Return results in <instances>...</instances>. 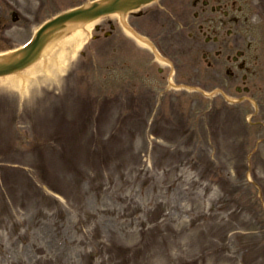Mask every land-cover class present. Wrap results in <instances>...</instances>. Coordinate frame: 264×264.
<instances>
[{"label": "rangeland", "instance_id": "374dc122", "mask_svg": "<svg viewBox=\"0 0 264 264\" xmlns=\"http://www.w3.org/2000/svg\"><path fill=\"white\" fill-rule=\"evenodd\" d=\"M90 2L0 0V52ZM239 5L254 103L190 60L200 90L132 115L136 52L93 42L103 19L0 79V264H264V0Z\"/></svg>", "mask_w": 264, "mask_h": 264}, {"label": "flooded vegetation", "instance_id": "af4514ba", "mask_svg": "<svg viewBox=\"0 0 264 264\" xmlns=\"http://www.w3.org/2000/svg\"><path fill=\"white\" fill-rule=\"evenodd\" d=\"M200 0H195L193 2L194 6H198ZM185 2V3H184ZM188 2L187 0H168L160 7H152L146 9L139 17H134L140 32L147 35L152 41L159 44H166L167 47L164 51L173 50L176 48L177 53L180 55H186L192 51L201 50L204 48L200 45L201 38L205 39L206 44H211L212 50L216 49L217 45L219 49L215 50V55L217 58L223 56L224 51H232V47H235V43L231 41L230 37L226 39L222 38L223 32V22L222 20L215 18V11L213 7H210L206 1H203L200 13H195V17L201 20L199 25V33L188 32V38L184 37V32L189 30L191 24L188 20ZM234 15H231L233 20ZM110 26L112 24L108 23ZM115 28H113L114 30ZM174 34L170 35L169 44L164 35L166 33ZM113 35V31L112 34ZM231 36V35H230ZM209 38V42L207 39ZM191 40V42H190ZM170 52V51H169ZM172 54V53H171ZM212 53L205 52L204 59L209 62ZM214 55V56H215ZM231 55L226 56V62H230ZM211 62H209V66ZM146 75H151L150 71H146ZM163 75V72H161ZM231 76L234 75L231 73Z\"/></svg>", "mask_w": 264, "mask_h": 264}, {"label": "water", "instance_id": "95a60500", "mask_svg": "<svg viewBox=\"0 0 264 264\" xmlns=\"http://www.w3.org/2000/svg\"><path fill=\"white\" fill-rule=\"evenodd\" d=\"M151 0H115L112 5H108L105 7L97 8V6H94L93 8L89 10H80L68 15H65L56 21L48 24L39 34L36 41L33 43L32 46L29 47L28 50L25 51V54L22 59L15 60L10 64H0V75H4L7 73H11L14 70L21 69L24 66H26L29 62H31L41 51L44 42H45V36L44 32L53 27L63 24L66 21L72 20V19H91L94 17H97L99 15H102L107 12L115 11L118 7H126L128 5H134V4H141L146 3Z\"/></svg>", "mask_w": 264, "mask_h": 264}, {"label": "bare ground", "instance_id": "6f19581e", "mask_svg": "<svg viewBox=\"0 0 264 264\" xmlns=\"http://www.w3.org/2000/svg\"><path fill=\"white\" fill-rule=\"evenodd\" d=\"M55 42H50V45L48 46L49 49H52L53 45H54Z\"/></svg>", "mask_w": 264, "mask_h": 264}]
</instances>
